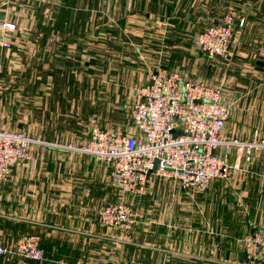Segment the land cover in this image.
Returning a JSON list of instances; mask_svg holds the SVG:
<instances>
[{"label": "crops", "instance_id": "1", "mask_svg": "<svg viewBox=\"0 0 264 264\" xmlns=\"http://www.w3.org/2000/svg\"><path fill=\"white\" fill-rule=\"evenodd\" d=\"M9 1L0 3V16L11 10L0 21L14 26L8 40L23 53L14 65L46 70L20 72L17 82L34 89L62 85L60 112L83 121L95 113L87 101L134 97L132 87L148 83L155 69L194 80L189 60L201 61L197 36L233 13L234 56L221 62L223 77L213 83L229 105L223 136L247 141L255 131L264 133V0H11L10 9ZM47 51L56 54L45 64ZM213 67L206 65L205 74ZM86 70L109 84L96 89ZM86 124L66 119V142L32 147L30 158L0 180V246L34 235L43 251L41 261L2 257L0 264H249L242 240L264 230L263 155L247 163L234 148L218 149L234 166L227 181L192 191L172 173L154 174L142 193L122 195L110 185V165L65 148L86 142L73 137ZM121 200L134 207L135 224L129 230L104 227L98 211Z\"/></svg>", "mask_w": 264, "mask_h": 264}, {"label": "built area", "instance_id": "2", "mask_svg": "<svg viewBox=\"0 0 264 264\" xmlns=\"http://www.w3.org/2000/svg\"><path fill=\"white\" fill-rule=\"evenodd\" d=\"M236 20L233 13H228L218 25L200 33L196 38L199 52L230 62ZM243 23V19L238 21L239 26ZM13 29V25L0 22V49H10L7 32ZM133 94L130 116L136 135L96 127L84 144L65 147L110 165V185L122 195L142 193L154 174L172 173L183 188L192 191L204 190L214 180L227 181L234 166L228 157L216 154L218 149L234 148L247 163L255 154L264 156V133L255 131L247 141L223 136L229 105L223 102L219 85L189 80L180 72L158 68L151 71L148 83L133 89ZM44 145L47 143L0 124V180L9 177L14 165L30 158L32 147ZM136 217L134 207L123 200L98 211L99 222L110 228L129 230ZM39 243L37 236H22L13 246H0V258L41 261ZM242 246L249 264H264V230L247 235Z\"/></svg>", "mask_w": 264, "mask_h": 264}, {"label": "rangeland", "instance_id": "3", "mask_svg": "<svg viewBox=\"0 0 264 264\" xmlns=\"http://www.w3.org/2000/svg\"><path fill=\"white\" fill-rule=\"evenodd\" d=\"M1 2H3V0H0V3ZM8 4L10 9V6H12L11 0ZM23 5L24 4H22V6ZM1 7L2 6L0 5V8ZM10 12L11 10H9L5 16L3 15L4 18L8 17V14H10ZM196 48L195 53L200 56L201 61L199 62L198 60L197 62H195L193 58L189 60V63L193 64L192 71L194 72L195 79L197 77H200L204 79L202 81L211 85H216L213 83L217 82L218 79L221 80L220 78L223 77L222 69L224 66L222 63H224V61H222L218 57H208L201 54L198 50L197 43ZM27 54H33L34 56L36 52H30ZM27 54L24 53V59L30 61L31 57H29ZM55 54L56 53H52V51L45 52V64H47L46 62L51 60L52 58L50 57H53ZM22 55L23 53L21 54L20 52H16L14 47H12L9 51H0V124L5 129L22 131L31 139L47 143V145L44 146L50 145L51 143H48L47 141L52 140L66 142V129L69 128L68 126H66V119L68 120V122L69 119H71L73 122H75L76 126H78L79 123L84 124V121L86 120L87 127L85 131L82 135H80L81 133L76 131L74 135H76L77 133L80 136L73 135L74 140L78 139L79 137H85L84 140H88L91 130L96 127L100 128L101 130L122 131L130 134L131 129H135L132 126L130 116L133 96L129 97L126 100H120L115 103H113L114 101L105 102L102 100L92 99L87 102H90L95 107V113L93 115L87 116V119H85L84 121L82 119L79 120L76 117H66V115H63V113H65V110L62 113L60 112V104H62L63 102L60 99L62 98V96L60 98L56 97L58 94L66 95V93L61 92L62 85H56V82L49 84L43 83V86L39 84L35 85L34 89L31 84H24L23 82L20 83V81L17 82V78H20L22 76V74L20 76V72L25 73V71H30L32 73H35L36 75H41L45 74L44 71H46L34 64L35 58H33V56L31 58L34 64L33 67H31V64H29L30 69H28L26 65H24V67H20L21 69L17 68L16 64L14 65V62H16V60H19ZM53 58H55V56ZM6 62H9L8 65H6ZM194 63L197 64L195 65ZM81 64H83L82 61ZM9 65L12 66V69L10 70L7 68V66ZM206 65L209 67V69L211 65H214L213 71L215 73H213L212 71L211 73L209 72V74L206 75ZM89 71L86 70L85 77V79H87L86 81H88V84H91L92 82L95 84L98 83L96 84V89L99 90L102 89V86L109 84V82H102V78L97 77L99 80H96V77L94 78ZM32 73L30 74L31 76H33ZM60 77L61 76H59L58 78L60 79ZM52 80H54V78H52ZM37 86L39 88L38 91L36 90ZM135 87L136 86L132 88ZM54 88L58 90H54ZM224 88L227 92H229L228 88H226V85H224ZM89 89L90 85L87 90L88 92L90 91ZM101 106H104L103 110H101L103 108ZM69 135L71 134H68V137Z\"/></svg>", "mask_w": 264, "mask_h": 264}]
</instances>
